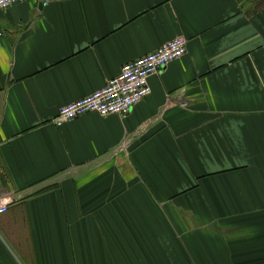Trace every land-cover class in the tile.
Segmentation results:
<instances>
[{
  "label": "crops",
  "instance_id": "crops-1",
  "mask_svg": "<svg viewBox=\"0 0 264 264\" xmlns=\"http://www.w3.org/2000/svg\"><path fill=\"white\" fill-rule=\"evenodd\" d=\"M0 10V264H264V0ZM177 37L124 116L60 108Z\"/></svg>",
  "mask_w": 264,
  "mask_h": 264
},
{
  "label": "built area",
  "instance_id": "built-area-1",
  "mask_svg": "<svg viewBox=\"0 0 264 264\" xmlns=\"http://www.w3.org/2000/svg\"><path fill=\"white\" fill-rule=\"evenodd\" d=\"M33 2L46 6L49 0H0V10L13 5ZM187 41L177 37L156 51L125 63L118 76L93 94L66 104L60 108L52 123L56 127L76 120L78 117L96 114L100 117L124 116L144 101L151 93L149 79L170 64L180 60L187 52ZM8 211V203L0 199V216Z\"/></svg>",
  "mask_w": 264,
  "mask_h": 264
}]
</instances>
